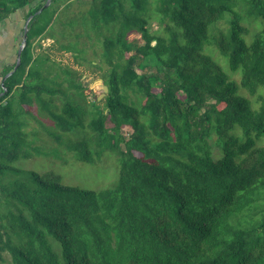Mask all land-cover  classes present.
Wrapping results in <instances>:
<instances>
[{
  "label": "trees",
  "instance_id": "1",
  "mask_svg": "<svg viewBox=\"0 0 264 264\" xmlns=\"http://www.w3.org/2000/svg\"><path fill=\"white\" fill-rule=\"evenodd\" d=\"M46 1L0 0V22L26 7L27 18ZM61 1L30 20L16 70L5 78L15 62L0 71V264H10L7 253L13 264H264V211L249 226L233 220L264 192V146L256 145L264 134V0H242L246 14L262 21L250 43L229 0H158L160 20L175 27L169 38L152 33L149 0H91L66 23L103 35L108 92L105 108L93 113L49 76L48 57L34 56V40L54 36ZM226 13L227 30L211 35ZM205 44L240 71L239 82ZM60 47L80 51L76 43ZM148 58L162 75L144 71ZM241 88L261 91L258 108ZM33 107L51 116L55 141L77 135L70 143L77 160L95 163L115 152L116 184L88 190L63 184L54 172L14 167L34 154L23 120ZM237 126L241 135L231 133ZM9 172H26L33 183L9 179Z\"/></svg>",
  "mask_w": 264,
  "mask_h": 264
},
{
  "label": "rangeland",
  "instance_id": "2",
  "mask_svg": "<svg viewBox=\"0 0 264 264\" xmlns=\"http://www.w3.org/2000/svg\"><path fill=\"white\" fill-rule=\"evenodd\" d=\"M91 0H64L55 4L54 8L59 11L56 21L53 23L51 32L38 37L33 42V52L35 57H48L49 76L55 80L64 90L65 94L78 103H81L90 113L105 108L104 100L107 92L104 89L105 77L109 72V64L103 57V35L97 31L91 30L86 35L80 25L69 27L67 21L75 19L86 11ZM233 9L237 12L241 23L248 28V33L244 36L246 42L250 43L257 32L262 27L260 18L249 16L242 0H229ZM158 0H149L148 14L150 16V28L153 34L165 38L171 36L170 28L175 27L168 21L162 22L161 16L157 10ZM49 6V5H48ZM28 8H23L11 14L8 18L0 22V71L8 65L16 62V55L19 45L22 41V29L26 23V14ZM229 26V14L226 13L222 20L217 22L211 28V35L220 31H226ZM16 33V40L6 50L7 38L10 34ZM138 43H143L140 35L130 36ZM76 43L80 51H67L61 49L60 43ZM204 52L210 54L217 60L227 72L230 79L237 82L241 79L240 71H232L227 59L220 54L218 49L209 44L204 45ZM149 74L159 73L156 60L153 58L141 60ZM82 86V89L79 88ZM253 94L245 89H240V93L248 97L254 108L259 107L258 94ZM134 96V93H131ZM65 96L58 94L55 97V104L61 106ZM96 103L93 104L91 101ZM30 114L23 115L25 121V131L28 139L31 141L34 154L29 158H20L13 162V166L25 171H35L39 174L54 172L58 174L62 183L65 185L76 186L82 189L100 191L113 187L119 177L120 161L117 154L111 150H106L95 163H88L76 159L73 150L70 149L72 139L77 135L67 133L60 142L54 140L48 133L49 129L56 131L51 116L37 107L30 109ZM129 131L130 128H125ZM232 134L241 135L242 131L237 126L231 130ZM213 153L215 157L221 155V149L216 142V137H210ZM256 145L264 146V134L256 140ZM37 150V151H36ZM8 178L12 180L24 181L28 184L33 183V178L26 172H9ZM256 202L252 204L249 210H246L240 216L233 220L240 221L243 226H249L251 222L257 221L264 211V192L256 195ZM49 241L54 245L58 253L61 254V244L53 237L49 236ZM7 260L13 264L11 256L6 254Z\"/></svg>",
  "mask_w": 264,
  "mask_h": 264
},
{
  "label": "water",
  "instance_id": "3",
  "mask_svg": "<svg viewBox=\"0 0 264 264\" xmlns=\"http://www.w3.org/2000/svg\"><path fill=\"white\" fill-rule=\"evenodd\" d=\"M50 2H51V0H47L46 3L44 4V6H43L42 8H40V9H39L38 11H36L34 14H31V15H29V16L27 17V19H26V23H25V25H24V29H23V32H22V41H21V43H20V45H19V48H18V50H17V55H16V66H15V68H14L11 72H9V73L6 74L5 78H6L7 76L11 75V74L14 72V70H16V68H17V67L19 66V64H20L21 54H22V51H23V49H24V47H25V45H26L27 32H28V24H29L30 20L34 17V15H37V14L41 13L42 10L50 4ZM104 89H105V91L107 92V91H108V86L105 85V86H104Z\"/></svg>",
  "mask_w": 264,
  "mask_h": 264
},
{
  "label": "flooded vegetation",
  "instance_id": "4",
  "mask_svg": "<svg viewBox=\"0 0 264 264\" xmlns=\"http://www.w3.org/2000/svg\"><path fill=\"white\" fill-rule=\"evenodd\" d=\"M23 29H24V27H23ZM23 29H22V32H23ZM21 32V33H22ZM16 33H12V34H10V36L7 38V45H6V50H8V48H10V46H11V44L12 43H14V41L16 40V38H17V35H15ZM0 58H2L1 56H0Z\"/></svg>",
  "mask_w": 264,
  "mask_h": 264
}]
</instances>
